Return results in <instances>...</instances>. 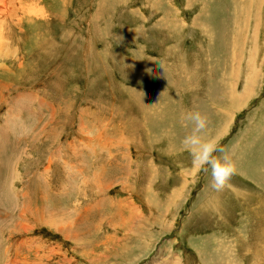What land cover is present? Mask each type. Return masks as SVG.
I'll return each instance as SVG.
<instances>
[{"label":"rangeland","instance_id":"374dc122","mask_svg":"<svg viewBox=\"0 0 264 264\" xmlns=\"http://www.w3.org/2000/svg\"><path fill=\"white\" fill-rule=\"evenodd\" d=\"M56 3L0 45V264H264V0Z\"/></svg>","mask_w":264,"mask_h":264},{"label":"clouds","instance_id":"9594fccd","mask_svg":"<svg viewBox=\"0 0 264 264\" xmlns=\"http://www.w3.org/2000/svg\"><path fill=\"white\" fill-rule=\"evenodd\" d=\"M183 126L189 131L181 139V147L191 157L193 169L210 172V186L215 191L231 187L236 166L219 146V142L208 136V117L200 111H188L182 115Z\"/></svg>","mask_w":264,"mask_h":264},{"label":"bare ground","instance_id":"6f19581e","mask_svg":"<svg viewBox=\"0 0 264 264\" xmlns=\"http://www.w3.org/2000/svg\"><path fill=\"white\" fill-rule=\"evenodd\" d=\"M46 1L47 2L45 3L44 0H0V45L4 44L5 42V28L7 27L6 25L7 22L11 23L13 26L23 25L24 22L25 23L28 22L36 27L35 20L49 16L48 13L52 9L51 3L54 2L59 3L60 0L57 1L54 0V2H52L51 0H46ZM241 7L243 8L244 6L241 4L240 9ZM249 64H250L249 68L253 69L255 71V74L257 75V70L253 68L252 63ZM251 82L256 84V77L252 79ZM233 90L234 89H231V91ZM232 101H233L232 105L237 102L238 104L241 105L242 102L244 101V97L233 99Z\"/></svg>","mask_w":264,"mask_h":264}]
</instances>
